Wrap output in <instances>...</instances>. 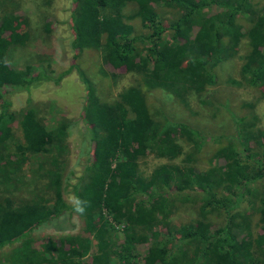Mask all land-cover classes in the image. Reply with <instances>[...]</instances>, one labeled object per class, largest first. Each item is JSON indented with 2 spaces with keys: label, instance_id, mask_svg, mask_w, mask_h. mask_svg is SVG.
<instances>
[{
  "label": "trees",
  "instance_id": "trees-1",
  "mask_svg": "<svg viewBox=\"0 0 264 264\" xmlns=\"http://www.w3.org/2000/svg\"><path fill=\"white\" fill-rule=\"evenodd\" d=\"M72 1L73 48L102 49V64L108 68L122 71L132 63L150 87L160 86L175 95L188 90L201 93L216 83L215 67L234 56L236 38L245 35L249 51L240 67V81L264 92V5L256 8L252 0ZM159 3L175 14L169 26L164 25L155 6ZM127 5L133 6L130 17L140 19L146 34H135L133 26L125 22L123 10ZM212 5H217V12L209 13ZM241 16L249 22L244 32L238 22ZM22 28L18 15L1 11L0 249L19 243L7 264H134L132 251L142 243L146 244V252L141 264H264V196L258 206L260 232L254 239L247 217L236 213V207L247 193L252 194L257 179L264 174V131L253 130L252 118L232 115L235 132L212 157L224 163L208 170H195L193 163L206 140L203 133L187 123L171 121L163 113L154 116L147 106L145 91L138 86L126 88L113 102L99 100L84 72L74 63L70 68L77 69L87 92L80 118L89 137L80 155L88 152L89 160L72 183L73 171L66 179L62 176L66 135L72 121L64 118L56 128L47 130L34 106L24 108L16 117L3 97L4 85L28 90L48 77L44 70L33 74L28 65L20 69L10 60L11 52L26 41ZM170 28L173 34L162 42L163 33ZM145 40L147 43L137 44ZM15 120L17 127H13ZM16 129L21 140L16 139ZM258 138L262 149L261 156L256 158L250 154L249 143ZM234 140L246 152V160ZM180 141L190 143L191 150L184 151ZM150 154L170 161L183 156L181 163L158 165L143 176L139 159ZM31 156L47 159L45 176L53 195L13 205L6 198L11 195L5 192L16 190L23 182ZM252 160L255 163L249 162ZM69 186L73 203L63 196ZM170 187L202 192L200 216L223 209L227 215L224 225L214 230L203 223L182 225L179 233L184 246L179 243L172 247L173 232L162 235L156 231L168 211L166 190ZM223 188L232 194L231 200L218 198L223 197L219 194ZM77 199L88 202L83 214L85 230L97 240V251L90 261L83 260L89 250L88 237L50 239L34 248L32 231L67 211L73 212ZM46 201L51 203L46 205ZM104 209L116 221L126 224L124 238L118 245L103 218ZM239 216L242 218L236 222ZM137 227L150 236L135 231ZM238 231L243 233L240 239ZM151 237L158 242L148 243ZM252 246L256 247L253 251ZM114 257L117 263H113Z\"/></svg>",
  "mask_w": 264,
  "mask_h": 264
},
{
  "label": "rangeland",
  "instance_id": "rangeland-1",
  "mask_svg": "<svg viewBox=\"0 0 264 264\" xmlns=\"http://www.w3.org/2000/svg\"><path fill=\"white\" fill-rule=\"evenodd\" d=\"M252 4L259 8L264 5V0H252ZM155 6L164 25L169 26L175 18L174 12L161 3ZM0 8V14L1 11L12 12L23 21L22 32L26 34V41L11 52L10 60L14 67L22 69L28 65L33 74L39 70L48 73L46 79L42 78L28 90L4 85L3 97L8 101L9 109L16 114V117L24 108L34 106L47 130L56 128L64 118L72 121L66 135L67 151L64 154L62 172L64 179L72 174L70 171L74 172L71 178L72 183L75 181L74 176L81 174L84 164L89 160L88 152L80 155L89 137L80 118L87 92L77 69L70 68L74 63L84 72V76L92 85L93 94L99 100L113 102L126 88L138 86L145 91L147 106L154 116L159 117L163 113L171 121L187 123L203 133L206 140L199 158L193 163L195 170H208L224 163L222 159H212V157L214 152L225 145L235 132L236 125L232 115L250 117L253 119V130L264 131V92L258 87H251L240 81V67L249 51L248 39L245 35L236 38L237 49L234 56L223 60L215 67L217 81L214 85L207 87L201 93L188 90L183 94L175 95L160 86L150 87L132 63H129L122 71L106 67L102 64V49L85 47L80 51L75 50L72 45L74 35L71 31V11L74 8L72 0H0ZM218 9L217 5H212L209 13H215ZM123 12L125 22L133 26L135 34L147 33L142 28L138 17H130L133 12L132 5L125 6ZM238 22L242 26V32L249 27V22L243 16L238 18ZM171 34L173 29H167L161 41L168 40V35L171 36ZM142 43L147 41H139L137 44ZM13 127H17L16 120ZM15 136L16 139L21 140L17 129ZM252 141L251 144L249 143L252 146L250 154L256 158L260 157L262 148L259 138L256 142ZM234 142L241 157L246 160V152L237 141L234 140ZM180 143L184 151L191 150L190 143L186 141H180ZM88 144L93 145L90 142ZM181 157L170 161L150 154L139 159V171L143 176H147L158 165L181 163ZM28 162L29 165L25 166L23 182L16 190L5 192L11 195L6 198L13 205L21 204L24 200L33 197L49 199L53 195L45 176L47 159L43 156H31ZM249 162L255 163L254 160ZM70 189L71 186L65 189L63 196L68 203H73L74 195ZM237 191L240 192L239 189ZM219 194L224 197L218 196L220 199H232V194L226 188L221 189ZM262 196H264V174H260L252 194L247 193L246 198L242 199L236 207V213L242 214L244 218L247 217L252 239L260 232L258 206ZM166 199L168 211L161 219L162 225L158 226L156 231L162 235L173 232L172 247H178L177 245L181 242L182 234L179 233V228L182 225L197 223L200 226L203 223L210 227V230H214L223 226L226 221L227 215L223 209L210 211L204 217L200 216L199 208L203 203V194L199 190L179 191L170 187L166 190ZM46 202V205H49L50 201ZM103 218L111 227L112 238L118 245L124 238L123 229L126 224L116 221L105 209ZM241 218L239 216L235 218V221L240 222ZM135 231L150 236L138 227ZM240 231L236 232L239 239L243 234ZM70 235L88 237L89 250L83 260L90 261L91 256L97 251V240L85 230L84 216L74 211H67L54 221L34 229L31 233L32 246L39 248L42 243L50 239L58 241ZM147 242L156 243L158 239L151 237ZM180 244L184 246V243ZM18 245L19 243H13L0 249V264L11 261L12 251ZM240 247L241 244L238 245V248ZM190 248L192 250L193 247ZM255 248L252 246L251 250ZM145 252L146 244L135 245L132 251L134 255L132 262L141 264ZM117 262L118 259L114 257L113 263Z\"/></svg>",
  "mask_w": 264,
  "mask_h": 264
},
{
  "label": "clouds",
  "instance_id": "clouds-1",
  "mask_svg": "<svg viewBox=\"0 0 264 264\" xmlns=\"http://www.w3.org/2000/svg\"><path fill=\"white\" fill-rule=\"evenodd\" d=\"M87 204V201L77 199L75 201L74 211L80 215H83L86 211Z\"/></svg>",
  "mask_w": 264,
  "mask_h": 264
}]
</instances>
